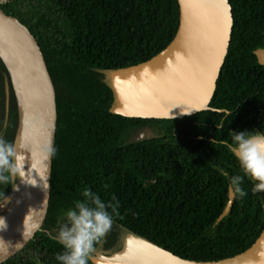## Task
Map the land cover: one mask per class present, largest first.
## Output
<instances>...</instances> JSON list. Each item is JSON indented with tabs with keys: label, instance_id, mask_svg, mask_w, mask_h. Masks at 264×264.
<instances>
[{
	"label": "trees",
	"instance_id": "16d2710c",
	"mask_svg": "<svg viewBox=\"0 0 264 264\" xmlns=\"http://www.w3.org/2000/svg\"><path fill=\"white\" fill-rule=\"evenodd\" d=\"M228 1L231 40L209 103L233 111L221 127V115L209 110L180 119L112 113L105 74L148 60L171 41L177 0H0V8L36 38L56 104L57 203L28 262L17 264H56L62 248L55 231L85 187L120 205L87 264L96 254L118 250L126 232L199 261L233 256L256 240L264 228V191L252 193L247 179L243 198L228 190L219 169L233 175L238 167L219 141L230 139L229 130L264 131V60L258 53L264 51V0ZM143 128L147 136L132 138ZM0 137L21 145L22 155L15 98L1 60ZM18 180L0 182V201ZM9 203L0 207V217Z\"/></svg>",
	"mask_w": 264,
	"mask_h": 264
},
{
	"label": "water",
	"instance_id": "95a60500",
	"mask_svg": "<svg viewBox=\"0 0 264 264\" xmlns=\"http://www.w3.org/2000/svg\"><path fill=\"white\" fill-rule=\"evenodd\" d=\"M179 21L171 41L157 54L108 72L112 113L137 119H180L209 106L227 54L233 25L228 0H177ZM264 60V51L260 54ZM0 60L15 98L25 166L35 172L36 196L29 208L0 233V264H17L36 247L52 219L60 187L55 141V92L36 38L0 8ZM191 112L190 114H182ZM55 148L50 156L49 146ZM10 194V193H9ZM8 194V195H9ZM8 195L0 207L9 201ZM232 196V194H231ZM231 201H229L225 212ZM32 224L40 229L33 231ZM93 264H264V228L245 250L199 261L182 258L131 232L121 247L91 257Z\"/></svg>",
	"mask_w": 264,
	"mask_h": 264
},
{
	"label": "clouds",
	"instance_id": "9594fccd",
	"mask_svg": "<svg viewBox=\"0 0 264 264\" xmlns=\"http://www.w3.org/2000/svg\"><path fill=\"white\" fill-rule=\"evenodd\" d=\"M216 111L222 117L220 126L223 127V118L231 117L233 111L226 108ZM227 135L230 139L220 140L219 143L234 158L238 167V173L233 175L219 169L220 174L227 179L228 190L235 197L243 198L247 193L242 184L247 179L252 185V193L264 191V131L229 130ZM215 142L212 139L209 141ZM20 147L0 137V182H8L17 175L21 177L24 172L23 158L18 151ZM48 152L54 156L56 150L50 145ZM80 195L83 199L75 201L72 207L62 213V221L55 231L53 238L62 248L54 255L56 264H87L89 253L111 230L113 217L118 214L120 205L114 196L105 201L87 187ZM5 227L4 219L0 217V230ZM31 229L39 230L40 225L32 224Z\"/></svg>",
	"mask_w": 264,
	"mask_h": 264
},
{
	"label": "bare ground",
	"instance_id": "6f19581e",
	"mask_svg": "<svg viewBox=\"0 0 264 264\" xmlns=\"http://www.w3.org/2000/svg\"><path fill=\"white\" fill-rule=\"evenodd\" d=\"M35 184V172L32 167L26 165L21 178L8 195L10 203L2 216L6 227L0 230V233L10 227L29 208L36 196Z\"/></svg>",
	"mask_w": 264,
	"mask_h": 264
},
{
	"label": "rangeland",
	"instance_id": "374dc122",
	"mask_svg": "<svg viewBox=\"0 0 264 264\" xmlns=\"http://www.w3.org/2000/svg\"><path fill=\"white\" fill-rule=\"evenodd\" d=\"M106 76V80L108 81V74H105ZM149 130L147 128H143V129H140L138 130L137 132H135L133 135H132V138H140V137H144V136H147L149 134ZM22 156V162L24 163V167H25V159L23 157V154L21 155ZM23 173V172H22ZM22 173H21V176H22ZM21 177H19L20 179ZM19 181V180H18ZM6 212V211H5ZM4 215V214H3ZM2 215V216H3ZM1 216V217H2Z\"/></svg>",
	"mask_w": 264,
	"mask_h": 264
},
{
	"label": "flooded vegetation",
	"instance_id": "af4514ba",
	"mask_svg": "<svg viewBox=\"0 0 264 264\" xmlns=\"http://www.w3.org/2000/svg\"><path fill=\"white\" fill-rule=\"evenodd\" d=\"M258 53L261 54V53H263V51L260 50V51H258ZM22 261L28 262V256H26ZM22 261H21V262H22ZM19 263H20V262H19Z\"/></svg>",
	"mask_w": 264,
	"mask_h": 264
}]
</instances>
